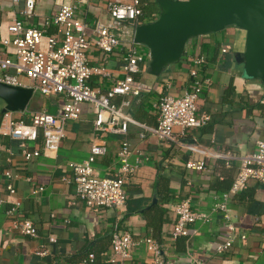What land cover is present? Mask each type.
Returning a JSON list of instances; mask_svg holds the SVG:
<instances>
[{"label":"crops","instance_id":"crops-1","mask_svg":"<svg viewBox=\"0 0 264 264\" xmlns=\"http://www.w3.org/2000/svg\"><path fill=\"white\" fill-rule=\"evenodd\" d=\"M131 0H78L75 4L78 16L90 25L108 21L107 5L112 2L127 3ZM71 0H38L32 23L43 28V24L61 3ZM141 11L137 25L151 23L157 18L155 0H138ZM23 0H0V39L8 37L6 27L18 16ZM131 31L132 26L121 24ZM53 34L52 27L46 29ZM244 32L231 26L186 42L184 56L179 62L169 65L158 77L147 74L148 51L135 45L144 61L138 65L134 76L150 87L148 93L139 97H114L111 103L119 106L123 100L129 106L123 111L138 123L155 126V103L165 94L179 96L189 84V59L201 54L205 63L200 76L209 79L210 85L199 96V112L209 115L210 121L202 129H187L181 141L211 151L229 152L233 156L244 155L254 149L255 143L264 139V82L246 78L241 68L233 64V54L243 50ZM129 44L122 37L119 45L110 54L95 47L86 52L87 65L104 69V76H92L89 85L99 91L109 89L123 77L121 66ZM224 48L226 53L221 54ZM228 88L232 91L226 94ZM63 102L60 96L43 97L33 92L27 107L13 112L15 117L29 121L36 112L56 114ZM4 108L0 100L1 110ZM79 117L64 126V137L54 155L42 154L39 132L34 142L27 143L29 151H38L39 156L31 160L22 157L18 142L9 138L5 129L0 130V264H91L83 261L85 252L100 251L95 264H117L108 262L109 235L112 229L129 234L133 240L152 238L155 234L148 224V212L152 207L163 211L158 226L157 242L160 255L166 264H264V184L249 181L244 189L231 196L227 202V213L234 227L233 241L224 254H214L215 245L223 241L224 225L220 217L212 212L220 193L228 190L237 170V162L231 169H224L219 161L204 160V170H188L184 164L197 160L199 156L187 148L155 137L139 139V129L128 125L126 133L99 134L104 141L106 153L97 157L93 172L102 178L112 177L116 169L115 154L122 141L140 155L141 163L124 185L125 202L118 208L92 210L77 200L68 165L79 163L88 155L93 139L91 123L94 110L83 103ZM176 135L178 129H174ZM133 160V157H131ZM10 170L12 181L3 177ZM11 183L14 195L9 197L5 185ZM42 187L37 195L32 190ZM155 203H152V198ZM184 199L191 207L208 215L207 222L189 227L187 237L172 239L174 221L172 209ZM19 202V211L29 219L37 233L31 239L20 235L10 225L5 210L12 202ZM54 242H48V238ZM42 253V255H39ZM153 257L143 243L131 251L129 264H152Z\"/></svg>","mask_w":264,"mask_h":264},{"label":"built area","instance_id":"built-area-1","mask_svg":"<svg viewBox=\"0 0 264 264\" xmlns=\"http://www.w3.org/2000/svg\"><path fill=\"white\" fill-rule=\"evenodd\" d=\"M71 1L61 3L53 15L45 20L43 28H39L32 23L38 0H23L18 16L6 27L8 37L0 39V84L30 88L43 97L60 96L63 102L56 114L36 112L28 122L15 117L13 112H5L1 117L0 130L5 129L9 138L18 142L25 160L39 156L38 151L27 149V143L34 142L39 132L42 154L51 156L56 153L64 137L65 124L78 119L81 104L91 105L94 110L91 123L93 139L88 155L81 162L71 163L68 167L77 200L92 210L121 207L126 198L124 185L141 163L140 155L132 151L126 141H122L114 157L116 169L113 176H96L93 172L94 161L106 153L105 143L98 137L99 134L124 135L128 125L135 126L139 129V139L155 137L197 154V160H188L184 164L188 170L203 171L205 159L219 161L224 169H231L232 163L237 162V170L228 190L220 193L212 208L225 229L223 241L215 245L214 254L226 253L231 247L234 231L226 210L227 202L231 196L244 189L249 181L264 184V139L257 141L252 151L237 157L226 151H211L181 141L185 130L201 129L210 121L209 115L199 112L197 107L199 96L210 85L209 79L200 76V69L205 63L201 54H195L189 59L187 89L179 96L165 94L155 103V126L133 120L123 111L129 106L128 100H123L116 106L111 103V99L136 98L150 91L147 84L134 78L138 73V65L144 61L143 55L137 52L132 41L133 29L141 14L138 0L109 3L108 21L93 25L78 16L75 6L78 0ZM125 23L132 26L131 31L120 26ZM48 27L53 28V34H47ZM122 37H126L129 44L120 69L123 77L105 91L92 88L89 85L90 78L104 76L105 73L103 68L87 65L86 52L90 47H95L102 53L110 54L117 48ZM220 53L224 54L226 50L222 48ZM174 129H178V135ZM3 177L12 181L15 175L10 170H5ZM5 191L9 197L14 195L11 183L5 185ZM41 191L42 187H38L31 194L37 195ZM2 203L0 200V207ZM172 212V239L187 237L190 226L208 220V215L192 209L189 199L177 202ZM4 213L11 227L20 235L37 238L33 223L19 211L18 201L12 202ZM48 242L53 243L54 238L49 237ZM140 242L152 255V264H166L161 258L159 244L153 239L135 241L129 234L119 233L114 228L110 233L111 258L108 262L129 264L131 251ZM92 259V254H88L87 261L91 262Z\"/></svg>","mask_w":264,"mask_h":264},{"label":"water","instance_id":"water-1","mask_svg":"<svg viewBox=\"0 0 264 264\" xmlns=\"http://www.w3.org/2000/svg\"><path fill=\"white\" fill-rule=\"evenodd\" d=\"M157 18L137 25L132 41L148 51L146 72L158 77L185 55L187 41L227 27L244 32L243 50L232 62L246 78L264 82V0H155ZM33 94L30 88L0 84L1 114L23 111ZM152 198V203H155Z\"/></svg>","mask_w":264,"mask_h":264},{"label":"trees","instance_id":"trees-1","mask_svg":"<svg viewBox=\"0 0 264 264\" xmlns=\"http://www.w3.org/2000/svg\"><path fill=\"white\" fill-rule=\"evenodd\" d=\"M230 91H232V89H231V88H228V91H226V94H227V93H230ZM202 128H203V127H202ZM202 128H201V129H202ZM225 192H226V191H225ZM148 212H151V214L148 215V217H147L148 224H149V225L152 227V229L155 231V232H154L155 234L153 235L152 238H154L153 240H154L157 244H159V243L157 242V233H158V226H159V224L161 223V215L163 214V211L160 210L159 207L154 206V207H152L150 210H148ZM147 238H149V237H147ZM109 239H110V235H109ZM99 252H100V251L94 252V251H92V250H90V251L87 250V251L85 252V257H84L83 261H86V263L95 264L96 259H98V254H99ZM88 254H92V256H93V259H92L91 262H88V261H87V256H88Z\"/></svg>","mask_w":264,"mask_h":264}]
</instances>
